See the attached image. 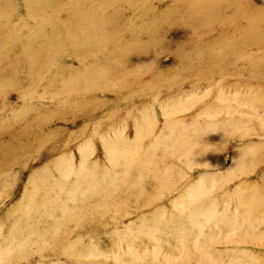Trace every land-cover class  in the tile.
Returning <instances> with one entry per match:
<instances>
[{
	"label": "rangeland",
	"instance_id": "1",
	"mask_svg": "<svg viewBox=\"0 0 264 264\" xmlns=\"http://www.w3.org/2000/svg\"><path fill=\"white\" fill-rule=\"evenodd\" d=\"M0 264H264V0H0Z\"/></svg>",
	"mask_w": 264,
	"mask_h": 264
}]
</instances>
